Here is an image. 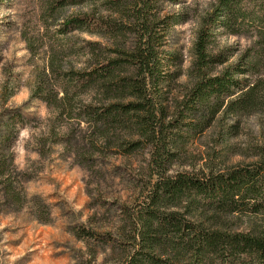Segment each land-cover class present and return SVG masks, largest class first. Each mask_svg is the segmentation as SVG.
<instances>
[{
    "label": "rangeland",
    "instance_id": "1",
    "mask_svg": "<svg viewBox=\"0 0 264 264\" xmlns=\"http://www.w3.org/2000/svg\"><path fill=\"white\" fill-rule=\"evenodd\" d=\"M213 2L152 3L151 24L162 61L157 101L168 122L192 85L188 70L196 34ZM108 8L79 0H5L1 8L0 115L23 109L27 119L13 143L3 147L6 160L14 161V174L9 192L0 185V264H126L134 250L132 222L151 192L147 141L140 139L139 149L126 151L124 145L139 140L136 131L113 129L106 140L90 131L80 106L103 100L92 91L72 96L73 112L63 108V116L47 101L50 95L60 106L68 73L94 68L92 50L101 53L95 44H108L88 30L62 32L63 24L77 15L111 14ZM253 32L249 27L240 37L222 33L215 46L239 56L252 45ZM117 41L131 48L135 35L126 31ZM124 70L125 75L133 72ZM247 80L264 85V52ZM4 87L12 93L7 102ZM175 134L171 176L256 165L264 160V107L204 132ZM226 223L236 231L264 232L262 218L233 217Z\"/></svg>",
    "mask_w": 264,
    "mask_h": 264
},
{
    "label": "trees",
    "instance_id": "2",
    "mask_svg": "<svg viewBox=\"0 0 264 264\" xmlns=\"http://www.w3.org/2000/svg\"><path fill=\"white\" fill-rule=\"evenodd\" d=\"M79 1L107 6L111 14L73 16L62 32L88 30L108 44H95L101 53L92 50L94 68L68 73L60 106L50 95L47 101H53L63 116V108L73 112L72 96L92 91L103 100L79 107L90 131L100 133L103 140L113 129L136 131L139 140L124 145L126 151L139 149L140 139L147 141L151 192L132 222L134 250L126 264H264V232L236 231L226 223L233 217L264 219V160L226 171L210 169L201 176L169 174L178 150L176 131L204 132L218 122L252 115L264 107V85L247 80L264 52V0H214L196 34L188 70L192 85L178 101L172 122L157 101L162 61L151 24L155 0ZM4 2L0 0V11ZM249 27L253 42L243 54L236 56L215 46L220 34L240 37ZM126 31L135 35L131 48L120 47L117 41V35ZM103 48L116 56H104ZM126 67L133 72L123 74ZM7 88L2 94L5 102L12 95ZM26 119L23 109L0 115V185L7 191L14 161L6 160L3 147L13 143L14 133Z\"/></svg>",
    "mask_w": 264,
    "mask_h": 264
}]
</instances>
